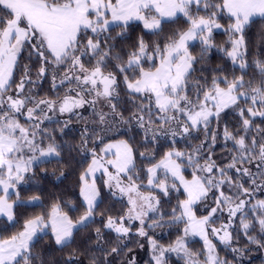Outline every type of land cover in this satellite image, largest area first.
Masks as SVG:
<instances>
[{
  "label": "snow or ice",
  "instance_id": "obj_1",
  "mask_svg": "<svg viewBox=\"0 0 264 264\" xmlns=\"http://www.w3.org/2000/svg\"><path fill=\"white\" fill-rule=\"evenodd\" d=\"M225 14L230 20L225 29L229 47L217 48L213 33L223 28L219 19ZM178 16L187 27L166 42L150 44L141 37L130 51L116 50L115 40L125 38L133 23L159 36L163 25L175 23ZM256 18L264 19V0H0V217L14 224L17 203H23L17 186L27 183L35 167L52 158L60 162L64 145L44 126L46 121L66 116L61 133L74 117L85 121L81 150L92 156L79 178L82 214L74 220L55 203L46 214L26 219L21 230L0 239V264H33L34 244L48 229L63 251L77 232L95 224L101 198L97 171L107 177L103 183L113 197L126 198L127 209L118 216L100 213L95 248L105 254L85 252L87 264H114L127 248L134 225H138L135 235L148 239L154 264H165L167 253L183 254L185 264H201V254L188 248V236L203 240L202 264H229L219 257L210 235L231 247L237 220L248 242L264 248V199L253 202L256 193L264 194V127L256 124L257 118L264 124V60L248 63L244 39L246 27ZM116 28L120 31L113 37ZM193 41L199 42V58L189 50ZM25 48L39 67L34 79L25 64L16 82L14 72ZM214 48L240 75L229 78L217 68L210 81L207 77L193 81L194 65ZM249 68L254 75L245 80ZM49 75L52 90L63 88V95L40 97L36 89ZM122 99L135 108L127 117L120 108ZM86 107L91 109L93 127L81 111ZM226 109L236 112L239 123L232 129L225 124L221 130V113ZM114 123H134L146 144L156 145L162 138H171L174 144L178 137L187 142L200 132L204 139L191 151L172 147L155 163L152 153L141 152L150 166L137 170L133 148L126 140L106 144L100 155L86 148L90 140L102 139L100 132L111 131ZM218 138L225 149L232 144L226 164L213 159ZM109 154L114 159H105ZM185 168L192 169L191 179L185 177ZM181 189L186 198L178 200L170 213L162 211L156 193L168 197ZM38 200L33 196L29 203ZM198 204H203L206 215H196ZM217 220L219 227L214 226ZM166 224L184 225L183 236L167 248L146 230ZM106 233L115 234L110 248L104 246ZM64 264H82L76 250ZM123 264H136L135 257L128 256Z\"/></svg>",
  "mask_w": 264,
  "mask_h": 264
},
{
  "label": "trees",
  "instance_id": "obj_2",
  "mask_svg": "<svg viewBox=\"0 0 264 264\" xmlns=\"http://www.w3.org/2000/svg\"><path fill=\"white\" fill-rule=\"evenodd\" d=\"M202 15L204 13H201ZM259 19H256L257 22ZM226 28L230 23L227 15H223L219 19ZM253 22L251 25L247 26L244 31V36L247 40V55L246 60L251 65L254 60L261 59L264 60V52H259L254 49L253 41L254 37L251 35L252 26L255 24ZM187 27L185 19L182 16H178L175 23H165L163 25V32L159 36H154L146 30L143 29L142 24L133 23L127 33L126 37L121 39L117 38L115 43L117 45V51L123 50L124 53L131 50V46L134 45L137 40L141 37L147 43H153L159 41L161 43L166 42L167 38L173 35L176 32H179ZM120 31L119 28H116L111 35L113 37ZM229 36L225 30L214 31L213 40L217 48L219 47H229L227 41ZM194 56L199 58L200 56V45L198 41H193L190 49ZM29 49L25 48L18 58V67L14 72V81L18 82L21 76L23 66L25 64L29 65L32 70V76L36 78V70L39 67L36 58L33 56L32 59H29ZM196 71L192 74L193 81L202 77H207L208 80H211V76L214 73V70L217 68H222L224 72L222 74L228 75L229 78L233 74L240 75L238 69H235V66L224 56L222 52L213 49L211 53L206 56L199 63L194 65ZM235 69V70H234ZM254 75L252 68L248 69V75L245 76V80H249ZM40 97H53L56 95H63L64 89L61 88L58 92L53 91L51 87V76L47 79H44L40 82L39 87L36 89ZM244 106L243 104L241 105ZM121 110L124 112L125 117L129 116L132 111H135L134 106L131 103H126L122 99L120 105ZM88 109V110H87ZM83 116L88 123L89 127L94 125L91 123L92 116L89 108L82 110ZM86 111V112H85ZM66 116H54L51 121L45 122V127L52 132L58 143L64 145L62 156L60 157V162L58 163L55 158H52L50 163L41 164L34 169V173H30L31 182L36 184L35 188H30L24 190L20 195H30L37 194L39 196V203L31 205H23L24 214L23 217L17 219V227L13 229L18 230L21 227V221L26 217L35 216L38 214H46L51 206L55 203H60L64 211H67L72 218H77L83 212V207L81 206V199L79 196V185H80V175L84 171L86 165L88 164L91 154L87 151L81 150V133L85 126V121L77 120L75 117L72 119V123L64 133L60 132L63 121L66 120ZM59 121V123L57 122ZM239 123L238 116L236 112L232 109H226L221 113L220 119V129H223V126L227 124L230 129L235 128ZM256 124L260 127H264L257 118ZM213 129L216 128V123L213 122L211 125ZM99 132L100 129L97 128ZM252 134H255V128L253 129ZM102 139H96L95 142L90 140L86 145L87 149L99 150L102 143L114 139V138H123L132 146L137 170L146 168L149 164L147 159H143L140 156L141 152L152 153V162L158 160L164 152L175 147L181 151H191L192 148L199 145L200 142L204 139L203 132L199 134H194L198 138L190 139L185 141L183 138H176V142L173 144L171 138L164 139L162 138L158 144H146L144 141V134L142 130L137 128L134 123L129 125H124L120 123H114L112 130L106 133L100 132ZM47 142V141H46ZM232 148V144L229 142L228 149ZM228 149H225L224 142L222 139L218 138L215 148L213 151V159L216 160L218 164H226L229 160ZM187 174H191V168H185L184 170ZM143 175V174H142ZM99 189L101 193V198L99 201V207L97 209L96 223L87 229H83L75 234V239L72 245L68 248H64L63 251L59 250V247L54 243L53 238L49 232L47 234H41L42 238L38 239L32 249L33 255L37 257L34 260L33 264H64V261L68 258L69 254L76 250L82 264H87V259H85L84 253L87 252L89 256H103L105 253L98 251L95 248L96 240L94 236V229L96 227H101V216L100 213H106V215L118 216L121 215L127 209V202L118 198L113 197L110 192H108L103 184H99ZM160 196L162 202V211L171 212V209L176 206L178 200H182L183 193L181 190L179 192H171L168 197H163L162 194L156 193ZM255 199H264V194L256 193L253 198ZM211 204V202H210ZM75 208V210H72ZM224 217H221V220ZM220 221V220H218ZM239 221H236V232H234V239L231 247L225 246L220 241L216 240V251L220 258L227 259L229 264H264V248H261L257 245L250 244L247 238L243 235L238 228ZM137 225L133 226V235L127 241V248L124 249V252L115 258L114 264H123L126 261L128 256L139 255L135 258L136 264H154L152 256L144 250L142 243V237L135 235V228ZM183 224L179 225H164L160 228L146 229L148 235L151 236L160 246H169L175 243V241L181 237L183 233ZM113 234L106 233L105 235V247L110 248L113 245ZM252 235H256L255 232ZM142 245V247H141ZM188 248L193 253H200L199 259L201 264L204 260V246L201 240L199 239H190L187 241ZM131 249V253L128 252V249ZM231 248L242 249L240 253H234ZM165 264H185V258L183 255H165Z\"/></svg>",
  "mask_w": 264,
  "mask_h": 264
},
{
  "label": "rangeland",
  "instance_id": "obj_3",
  "mask_svg": "<svg viewBox=\"0 0 264 264\" xmlns=\"http://www.w3.org/2000/svg\"><path fill=\"white\" fill-rule=\"evenodd\" d=\"M219 23L223 26V28L220 29L221 31L227 29V28H226L221 22H219ZM215 31H219V30H215ZM244 39H245V43H246V47H247V44H248V43H247V40H246V37H245V36H244ZM255 42H256V43H255ZM253 46H254V49H255L256 51L264 52V40L260 42L259 39H258V40H257V39H254V41H253ZM87 110H88V109H87ZM81 111H82V110H81ZM90 111H91V109H90ZM85 112H86V111H85ZM82 113H84V112L82 111ZM21 123H25L23 117H21ZM122 140H125V139H123V138H114V139L107 140V141L103 142L102 145H101V147H100V149H99L98 151L95 150V152H96L98 155H100V154H102V153H101V149H102L106 144H109V143L115 144V143H118L119 141H122ZM169 150H170V149H169ZM113 151H115V149H113ZM167 151H168V150H167ZM160 158H161V157H160ZM160 158H159V159H160ZM91 159H92V156L90 157V160H89L88 164L86 165L85 169H86V168L89 166V164L91 163ZM105 159H114V157H113L111 154H109L107 157H105ZM159 159H158V160H159ZM158 160H156V161H158ZM156 161H155V162H156ZM155 162H153V163H155ZM148 166H150V165L148 164L146 167H148ZM85 169H84V170H85ZM109 171H113V169L109 168ZM83 172H84V171H83ZM83 172H82V173H83ZM82 173H81V174H82ZM184 175H185V177H186L187 179H191V174H187V173L184 171ZM95 178H96V184H97V187H98V188H99V184H103V186H104L103 181H104L105 179H107V177L104 176L103 173H102L101 171H97V172L95 173ZM144 183L146 184V179L144 180ZM79 186H80V185H79ZM35 187H36V184H35L34 182H31V176L29 175V178H28V180H27V183H21L20 185H18L16 191L19 192V195H20V193H22L24 190H26V189H30V188H35ZM104 188L109 192V190H108L105 186H104ZM78 192H79V190H78ZM181 192L183 193V190H182V189H181ZM33 196H38V195H37V194H34V193H33V194H30V195H27V196L20 195V201H22L23 203H20V202L17 203V207H16V209H15V212H16V222H15L14 224H12V223H8V222L5 221L4 218L0 217V239L8 238V237L11 236L12 234H14V233H16L17 231L21 230L22 225H23V222H24L26 219L33 217V216L26 217L25 219H23V220L21 221V224H22V225H21V227H20L18 230L13 229L14 227H17V226L19 225V224H17V219L20 218V217H23V214H24L23 205H31V204L39 203L40 200L29 203V201L31 200V198H32ZM38 197H39V196H38ZM117 197L119 198V196H117ZM185 198H186V196H185V194L183 193V198H182V200L185 199ZM15 199H16V197H15V195H13V196H12V200H15ZM80 199H81V198H80ZM120 199H122V200H124V201L127 202L126 198H120ZM210 202H211V197H210L208 203L210 204ZM49 210H50V209H49ZM38 215H40V214H38ZM196 215H197L198 217L203 216V215H206V209L204 208L203 204H198V205L196 206ZM78 217H79V216H78ZM78 217H77V218H78ZM225 217H226V214H225ZM225 217H224V218H225ZM77 218H73V219L75 220V219H77ZM224 218H223V219H224ZM220 222H221V221H218V220H217V221H216V224H215L214 226L219 227ZM137 227H138V225H137ZM132 230H133V229H132ZM135 230H136V228H135ZM47 232H49V233L51 234L50 229H48ZM181 236H183V233H182ZM52 238H53V237H52ZM194 238L201 240V242L203 243V240H202L200 237H198V236H188V237H186L185 239H186V241H188V240H190V239H194ZM152 239H153V238H152ZM210 239H212V242H213L214 244H215V241H216V240L219 241L218 238H216V237H212L211 235H210ZM53 241H54V238H53ZM54 243H55V242H54ZM142 243L144 244V246H143L144 250H143L142 252L144 253L145 251H147V252L150 254V256H152V249H151V246H150V244H149V242H148V239H147L146 237H144V238L142 239ZM203 246H204V243H203ZM163 247L167 248L168 246H163ZM167 254L177 255L176 253H167ZM167 254H166V255H167ZM180 255H183V254H180ZM134 257H135V258H136V257H139V255H137V256L134 255Z\"/></svg>",
  "mask_w": 264,
  "mask_h": 264
},
{
  "label": "crops",
  "instance_id": "obj_4",
  "mask_svg": "<svg viewBox=\"0 0 264 264\" xmlns=\"http://www.w3.org/2000/svg\"><path fill=\"white\" fill-rule=\"evenodd\" d=\"M259 19L255 24L252 26V31L251 35L255 39H259L260 42L264 40V19L261 18H256ZM256 43V42H255Z\"/></svg>",
  "mask_w": 264,
  "mask_h": 264
}]
</instances>
